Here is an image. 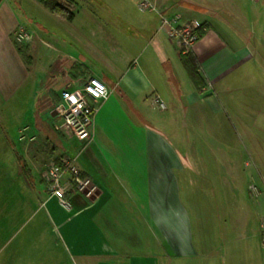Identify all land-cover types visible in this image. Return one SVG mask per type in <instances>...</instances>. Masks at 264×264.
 <instances>
[{
  "label": "crops",
  "instance_id": "0c3cea01",
  "mask_svg": "<svg viewBox=\"0 0 264 264\" xmlns=\"http://www.w3.org/2000/svg\"><path fill=\"white\" fill-rule=\"evenodd\" d=\"M71 1L72 19H61L69 23V29L65 30L69 33L57 36L55 44H43L47 53L53 52L56 57L52 63L65 83L62 90L68 85L78 86L84 78L94 76L110 91L94 116L90 150L80 155L77 165L92 180L96 190L90 197L69 192L68 205H61L46 190L43 170L38 169L43 154L34 152L36 157L32 158L26 141L36 133L48 139L51 143L50 163L71 149L62 142L61 136L70 138L71 146L77 147L73 142L75 138L54 131L53 122L50 136L45 130H37V121L43 123L40 118L32 120L33 127L30 126L32 121L19 127H25V133L29 131L30 134L23 140L18 137L22 149H13L14 165L8 168L0 163L3 166L0 170L5 174L4 178L0 177V195L4 196L0 199V264H173L171 259L187 256L192 245L184 210L178 209L179 205L169 204L168 197L165 206H157L162 200L154 198L149 190L143 192L147 195H141L139 191L137 196L126 191L127 186L137 187V182L114 178L115 184H112L103 177L106 167L109 168L103 156L133 155L139 150L149 155L159 154L154 139L156 132L165 128L166 114L163 113L168 107L179 112L182 122L201 116L202 101L210 113H218L222 109L218 92L233 89L227 77L249 64L251 50L241 38L238 22L226 18H231L229 12L232 10L224 7L222 2L149 0L164 13H178L183 20L196 18L202 24L201 34L187 53L198 64L200 84L195 85L182 65L181 57L187 54H181L158 30V13L138 11L141 0L89 1L77 5L78 10L75 1ZM192 11L216 22L195 16ZM217 84L218 88L214 89ZM237 90L241 100L235 101L234 105L248 115L245 124L248 135L264 137V99H249L264 97V83H253ZM51 91L57 97L53 100L46 97V104L53 105L51 116L54 117L60 94ZM243 91L248 92L247 98ZM154 97L163 101L166 108L160 109L153 101ZM39 128H42L41 124ZM194 131L202 135L201 131ZM26 156L32 159L31 164ZM101 158L106 166L100 164ZM171 159L176 158L171 155ZM168 165L182 168L176 160L164 163L163 168L160 167L162 172L147 186L167 187L160 182L168 176ZM148 166L152 172L156 168L153 160ZM20 171L24 173L22 178ZM101 171H104L102 175ZM14 183L18 184L16 189L4 191L3 187H13ZM26 183L29 188L25 187ZM38 187L43 188L42 195L32 196L30 191ZM32 206L41 211V223L35 224L33 230H11L16 219ZM257 207L264 214V198ZM209 244L206 240L202 246Z\"/></svg>",
  "mask_w": 264,
  "mask_h": 264
},
{
  "label": "rangeland",
  "instance_id": "374dc122",
  "mask_svg": "<svg viewBox=\"0 0 264 264\" xmlns=\"http://www.w3.org/2000/svg\"><path fill=\"white\" fill-rule=\"evenodd\" d=\"M57 1L65 4L64 0ZM74 1L76 9L79 8L77 5L89 1L102 3V0ZM209 1L218 4L222 2L224 7L232 10L229 12L231 18H226L238 22L241 38L248 43L252 54L248 65L240 67L227 77L233 89L218 92L222 109L212 114L202 101L201 116L197 120L192 117L190 122H182L179 112L168 107L163 113L166 114L165 128L156 132L154 139L158 144L159 154L149 155L143 150L133 155L104 154L109 168L106 167L103 177L112 184H115L114 178L137 182V187L127 186L126 191L137 196L140 195L137 192L147 195L143 192L149 190L154 198L162 200L157 206H165L168 197L169 204L174 203L179 205L178 209L184 210L192 245L187 256L173 257V264H264V251H261L264 247L260 234V221L264 219V214L257 207L264 198V137L252 138L248 135L245 128L248 115L244 114L245 110L234 105L235 101L241 100L237 88L264 83V0ZM137 9L141 11L138 7ZM191 13L216 22L211 17L194 11ZM192 20L202 26L198 19ZM68 26L69 23L50 13L37 0H0V163L8 168L14 165L13 149H22L21 142L18 141V129L22 125L40 118L43 123L37 121V130H45L48 135L52 122H55V117L51 116L54 112L53 105L47 106L46 97L52 100L57 97L51 89L59 96L65 83L56 74L57 70L52 63L56 61L54 53H47L43 43L55 44L57 36L69 33L65 31L69 29ZM20 27L28 31V40L17 39ZM50 63L52 66H49ZM243 92L247 98L248 92ZM249 99L262 100L264 97ZM40 124L42 128H39ZM30 126H34L33 121ZM194 129L201 131L202 135L196 134ZM23 133L30 134L29 131ZM60 139L67 148L71 147L62 155L76 157V164L79 165L78 158L90 150V143L84 144L74 139L77 147H73L70 138L67 140L61 136ZM48 141L39 133L32 140L26 141L29 142L26 146L30 148L32 158L36 157L34 152L43 154L44 159L39 162L38 168L41 171L49 165L51 143ZM171 150V155L182 168L168 165V176L164 178L165 181L160 182L167 187L147 186L151 179L162 172L160 167L164 163L175 162L168 155ZM95 157L99 158V155L95 154ZM31 160L28 159L30 164ZM151 160L156 166L153 172L148 166ZM101 163L102 166L105 165L102 158ZM2 172L1 169L0 177L5 175ZM103 173L101 171L100 175ZM23 174L20 171L21 178ZM250 184L260 191L257 196L249 190ZM13 185L3 187L4 191L18 187L16 183ZM25 187L29 188V185L26 183ZM42 190V187H38L30 193L40 197ZM2 197L4 196L0 195L3 200ZM33 206L16 219L11 230H33L35 224L37 226L41 223V211ZM206 240L211 245L203 247Z\"/></svg>",
  "mask_w": 264,
  "mask_h": 264
},
{
  "label": "built area",
  "instance_id": "2783aa9c",
  "mask_svg": "<svg viewBox=\"0 0 264 264\" xmlns=\"http://www.w3.org/2000/svg\"><path fill=\"white\" fill-rule=\"evenodd\" d=\"M141 11L156 12L159 15L158 30L165 34L168 41L175 45L181 54H187L193 47L197 39V29L200 25L195 20H183L178 13H164L159 7L149 0H141L138 4ZM30 38L26 29L21 28L17 32L18 40H28ZM110 94L107 86L97 77L88 76L84 78L78 86L68 85L60 92V103L55 114L53 130L69 137H74L84 144L89 143L93 138V122L100 102L108 98ZM153 101L165 109L166 106L158 97ZM26 128L19 130V139H25ZM34 136L29 137L32 140ZM76 157L71 155L59 156V163L50 162L46 169L42 171L46 190L54 196L58 202L68 205L67 194L69 192H80L86 197L94 194L96 186L88 176H82L78 168ZM249 190L254 196L260 191L250 184ZM262 247H264V219L260 221Z\"/></svg>",
  "mask_w": 264,
  "mask_h": 264
},
{
  "label": "trees",
  "instance_id": "16d2710c",
  "mask_svg": "<svg viewBox=\"0 0 264 264\" xmlns=\"http://www.w3.org/2000/svg\"><path fill=\"white\" fill-rule=\"evenodd\" d=\"M40 5L47 9L50 13L57 16L60 19L70 21L73 17L72 13V1L64 0L65 4H59L57 0H38ZM202 26L198 28L197 35L201 34ZM182 65L188 73L190 79L195 85L200 84V80L198 78L197 69L198 64L196 59L191 55L187 54L186 56L181 57ZM53 162L56 164L59 163V157H56ZM82 176L85 174L82 172Z\"/></svg>",
  "mask_w": 264,
  "mask_h": 264
},
{
  "label": "water",
  "instance_id": "95a60500",
  "mask_svg": "<svg viewBox=\"0 0 264 264\" xmlns=\"http://www.w3.org/2000/svg\"><path fill=\"white\" fill-rule=\"evenodd\" d=\"M191 7H192V8H198V7H195V6H193V5H191ZM160 11H161V10H160ZM161 12H162V11H161Z\"/></svg>",
  "mask_w": 264,
  "mask_h": 264
}]
</instances>
